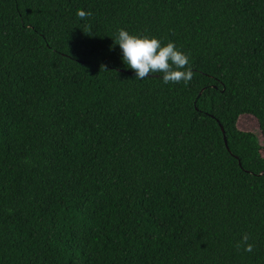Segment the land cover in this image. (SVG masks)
I'll return each instance as SVG.
<instances>
[{"label": "trees", "instance_id": "obj_1", "mask_svg": "<svg viewBox=\"0 0 264 264\" xmlns=\"http://www.w3.org/2000/svg\"><path fill=\"white\" fill-rule=\"evenodd\" d=\"M117 29L192 78L135 80ZM242 115L264 135V0H0V264H264Z\"/></svg>", "mask_w": 264, "mask_h": 264}, {"label": "clouds", "instance_id": "obj_2", "mask_svg": "<svg viewBox=\"0 0 264 264\" xmlns=\"http://www.w3.org/2000/svg\"><path fill=\"white\" fill-rule=\"evenodd\" d=\"M112 41V47L118 46L121 61L132 70L135 80H144L153 73H162L164 84L187 82L192 78L189 56L173 42L164 44L154 36L135 35L125 29H117ZM247 240L248 236L244 235L245 250L251 251Z\"/></svg>", "mask_w": 264, "mask_h": 264}, {"label": "rangeland", "instance_id": "obj_3", "mask_svg": "<svg viewBox=\"0 0 264 264\" xmlns=\"http://www.w3.org/2000/svg\"><path fill=\"white\" fill-rule=\"evenodd\" d=\"M238 127L242 131L255 134L262 147H264V135H262L258 121L250 115H242L238 122Z\"/></svg>", "mask_w": 264, "mask_h": 264}, {"label": "water", "instance_id": "obj_4", "mask_svg": "<svg viewBox=\"0 0 264 264\" xmlns=\"http://www.w3.org/2000/svg\"><path fill=\"white\" fill-rule=\"evenodd\" d=\"M221 129L223 130V133H224V135H225L224 129H223V128H221Z\"/></svg>", "mask_w": 264, "mask_h": 264}]
</instances>
